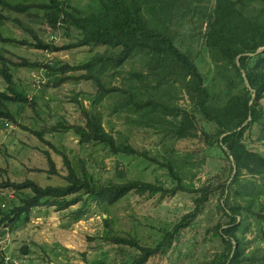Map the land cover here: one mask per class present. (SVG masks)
I'll list each match as a JSON object with an SVG mask.
<instances>
[{"label": "rangeland", "instance_id": "rangeland-1", "mask_svg": "<svg viewBox=\"0 0 264 264\" xmlns=\"http://www.w3.org/2000/svg\"><path fill=\"white\" fill-rule=\"evenodd\" d=\"M5 1L10 5L49 2ZM58 1L67 3L76 17L87 16L100 8L98 0ZM232 1L236 3L238 11L241 9L253 19H257L263 8L261 0ZM217 2L182 0L173 6V2L152 0L157 14L162 15L164 10L171 12L168 26L175 45L192 57L215 101L223 103L228 99L230 90L224 75L212 60L207 45L210 20ZM0 11L10 17L0 27V54L9 59V68L19 90L31 101L28 104L7 103L16 123L0 119V182L10 180L20 183L30 179L42 187L64 186L68 174L64 156H67L79 176H82V167H85L98 183L139 180L169 189L176 185L166 166L169 159L184 166L187 174L184 182L189 189L211 186L215 190L201 213L179 232L167 251L152 257L147 264L219 262L224 243L215 229L229 221L221 204L226 203L228 196L230 203L236 201L230 188H226V194L222 196V185L226 182L230 185L233 177L228 180L230 162L220 145L215 143L207 146L200 139L178 140L175 136L135 124L132 118L136 116L120 106L122 95L114 92L106 94L104 91L98 93L92 80H71L57 86V80L62 76L85 73L72 71L64 74L59 68L87 63L109 52L108 47H79L51 53L35 46L8 43L2 38L26 41L33 45L41 40L62 48L78 42L82 35L78 29L65 22L52 29L46 22L45 11L37 7L24 14L2 6ZM251 57L250 68L255 65L256 55ZM25 59L31 66H20L19 63ZM33 63L41 66L33 67ZM147 64V58L136 55L118 68L110 65L101 73L102 83L107 89L128 88L134 83L138 89L151 91L152 85H155L153 80L143 83L136 77L133 78L134 82L127 80L132 72L148 73ZM47 65L55 70L46 69ZM225 73L233 75L231 72ZM242 73L248 86L245 71ZM6 87L4 79L0 77V89L5 90ZM161 93L170 104L180 106L195 116L201 130L199 134L204 130L209 134L216 131V124L198 112L179 82L164 86ZM260 104L264 110V98ZM86 113H96L105 129L119 143H129L139 154H114L95 142L82 144L75 133L59 128V123L84 125ZM37 133L50 141L57 150L43 142ZM259 135L260 127L256 125L246 132L244 142L249 150L264 156V141L259 139ZM49 158L54 161L57 174L51 172ZM241 178L253 180L264 191L262 178H252L245 172ZM32 194L29 189L3 190L0 206L10 210L13 206L21 205V201ZM200 195L179 192L174 196L161 197L160 194L142 196L132 193L112 206L100 204L96 199L83 195L78 204L62 211L47 204L49 200H44L41 206L24 216L16 227L0 228V259L6 264H129L139 254V250L117 244L111 241L112 238H134L142 246L156 247L185 215L194 211V199ZM253 212L254 215L248 219L251 225L245 234V249L249 255L257 249L264 252V220L258 218L260 214L264 216V192L256 197Z\"/></svg>", "mask_w": 264, "mask_h": 264}, {"label": "trees", "instance_id": "trees-1", "mask_svg": "<svg viewBox=\"0 0 264 264\" xmlns=\"http://www.w3.org/2000/svg\"><path fill=\"white\" fill-rule=\"evenodd\" d=\"M98 1L100 8L97 12L76 17L67 3L58 0H49L48 3L36 5L24 3L10 5L5 0H0V6L17 13H27L33 7L42 9L45 11L46 22L52 29H56L59 21L62 20L78 29L82 35L78 42L62 48L41 40L34 45L7 38L2 40L23 46H35L51 53L79 47H108L109 52L87 63L74 67L64 65L59 68L64 74L72 71L85 73L78 76H62L57 80V86L71 80H92L98 88V93L104 91L106 94L114 92L122 95L120 106L129 114L136 116L132 118L135 124L175 136L178 140L200 139L207 146L219 144L230 162L228 180L233 177L230 185H227V182L222 185V196L226 194V188H230L236 201L230 203L228 196L226 203L221 204V209L228 216L229 221L226 225H218L215 230L224 243V251L219 262L213 261L208 264H264L262 250L257 249L249 255L245 249V234L251 225L248 219L254 215L256 197L264 192L263 187L255 184L251 179L241 178L245 172L252 178L258 176L264 180V156L249 150L244 142L246 132L256 125L260 127L259 139L264 141V110L260 104L264 98V49L257 53L259 49L264 48V0H261L263 8L257 19L248 17L241 9L238 11L236 3L232 0L217 2L215 13L210 20L207 45L212 60L222 76L224 75L223 78L230 90L228 99L223 103L215 101L192 57L175 45V39L171 36L168 26L171 12L164 10L162 15L157 14L156 5L152 4V0ZM164 1L173 2V6L182 2V0ZM9 20L10 17L0 11V27ZM136 55L148 59L149 72L145 74L132 72L127 80L134 82V77L141 83L153 80L155 85H152V90L138 89L134 83L123 89L122 87L105 88L101 80L104 69L110 65L118 68ZM252 55H256V60L255 65L250 68ZM9 63V59L0 54V77L7 85L5 90L0 89V119L16 123L7 103L28 104L31 101L19 90ZM19 64L23 67L31 66L26 59ZM32 66L41 65L33 63ZM45 68L50 71L55 70L49 65ZM242 71H245L249 87L246 85ZM225 72H231L233 75ZM171 82H179L198 112L208 121L216 124L217 129L214 133L209 134L204 130L199 134L201 130L195 116L186 109L168 102L161 90ZM58 126L60 129L75 133L82 144L95 142L114 154L129 156L139 154L129 143H119L113 134L105 129L96 113H86L84 125L59 123ZM37 136L55 149L41 134L37 133ZM64 163L68 171L65 176L67 184L64 186L42 187L30 179L20 183L10 180L0 182V194L6 189L14 191L29 189L33 193L32 196L23 199L21 205L13 206L10 210L0 206V228L16 227L24 216H28L34 208L41 206L44 200H49L47 204L62 211L78 204L83 195L96 199L100 204L112 206L132 193L142 196L160 194L161 197L174 196L179 192L200 193L201 195L194 199V211L185 215L181 222L164 236L158 246H142L134 238H112L111 241L117 244L129 245L139 250V254L129 264H147L152 257L167 251L179 232L187 228L201 213L215 190L211 186L189 189L184 182V178H187L184 166L181 167L180 164L169 159L166 166L176 181V185L169 189L139 180L102 184L94 181L85 167H82V176H79L67 156H64ZM49 164L51 172L57 174L55 163L51 158ZM258 218L264 220L261 214ZM0 264L6 263L0 259Z\"/></svg>", "mask_w": 264, "mask_h": 264}, {"label": "built area", "instance_id": "built-area-1", "mask_svg": "<svg viewBox=\"0 0 264 264\" xmlns=\"http://www.w3.org/2000/svg\"><path fill=\"white\" fill-rule=\"evenodd\" d=\"M64 23L62 20L59 21L58 26H62Z\"/></svg>", "mask_w": 264, "mask_h": 264}, {"label": "water", "instance_id": "water-1", "mask_svg": "<svg viewBox=\"0 0 264 264\" xmlns=\"http://www.w3.org/2000/svg\"><path fill=\"white\" fill-rule=\"evenodd\" d=\"M262 49H263V48H262ZM262 49H261V50H262ZM259 51H260V50H259ZM259 51H258V52H259ZM248 86H249V85H248Z\"/></svg>", "mask_w": 264, "mask_h": 264}]
</instances>
